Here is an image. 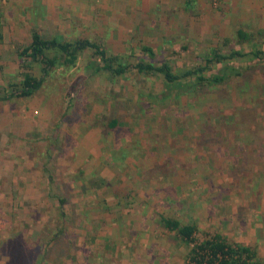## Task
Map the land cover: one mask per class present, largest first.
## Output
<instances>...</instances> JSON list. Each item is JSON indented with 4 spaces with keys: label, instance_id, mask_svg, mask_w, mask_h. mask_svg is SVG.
Returning <instances> with one entry per match:
<instances>
[{
    "label": "rangeland",
    "instance_id": "obj_1",
    "mask_svg": "<svg viewBox=\"0 0 264 264\" xmlns=\"http://www.w3.org/2000/svg\"><path fill=\"white\" fill-rule=\"evenodd\" d=\"M109 1L0 0V264H191L160 217L264 261V54H248L264 53V0ZM238 28L252 35L234 62L247 69L222 85L178 97L132 68L149 46L182 76L237 49ZM33 31L97 42L129 69L49 51L56 67L17 97L25 72L42 76L18 56Z\"/></svg>",
    "mask_w": 264,
    "mask_h": 264
},
{
    "label": "trees",
    "instance_id": "obj_2",
    "mask_svg": "<svg viewBox=\"0 0 264 264\" xmlns=\"http://www.w3.org/2000/svg\"><path fill=\"white\" fill-rule=\"evenodd\" d=\"M31 41L28 46L22 48L18 56L28 69L30 66L25 62H34L40 64L41 77H34L30 71L25 72L20 81V89L16 91L17 97H31L37 92L42 84L43 78L58 64L59 58L48 56L47 52L55 51L59 53V57L64 58V62L73 65L78 54L85 51H91L93 58L97 60L101 66L95 68L94 72L100 70L107 71L111 76H123L127 73L129 66L121 61L117 56L110 55L108 50L99 45L97 42L88 39H78L74 42L65 41L61 36L45 39L38 32L33 31ZM235 46L237 49L231 51L228 55H220L213 52L203 61V65L194 66L187 70L182 76L173 73L171 66L167 62L156 65L154 59L156 54L149 46H140V52L148 57L149 62H136L132 68L139 74L161 75L168 87L169 93L175 90L179 97L182 92L191 95L192 92H200L204 88H214L222 85L231 77H241L247 66L237 64L238 58L246 57L250 54L254 58H258L263 52L252 46L250 53H242L240 48L252 42V35L242 28H238L234 32ZM143 59V58H142ZM152 60V61H151ZM211 63L216 66L220 65V69L215 74H210L209 68ZM229 63V65H226ZM187 78L185 82L181 79ZM182 91V92H181ZM9 97V96H8ZM6 97V98H8ZM116 121L110 123L109 128H115ZM60 208L66 203L65 200L59 199ZM60 216L64 217V213L60 212ZM159 224L168 232L175 234L182 243L191 245L188 253V259L191 264H264L258 258L257 251L248 246L241 244H229L225 238L216 234L207 238L202 242L195 240L197 228L194 224H182L180 221L170 217H160Z\"/></svg>",
    "mask_w": 264,
    "mask_h": 264
},
{
    "label": "crops",
    "instance_id": "obj_3",
    "mask_svg": "<svg viewBox=\"0 0 264 264\" xmlns=\"http://www.w3.org/2000/svg\"><path fill=\"white\" fill-rule=\"evenodd\" d=\"M110 1L119 2V1H122V0H110ZM110 1H109V3H111ZM243 246H245V245H243Z\"/></svg>",
    "mask_w": 264,
    "mask_h": 264
}]
</instances>
